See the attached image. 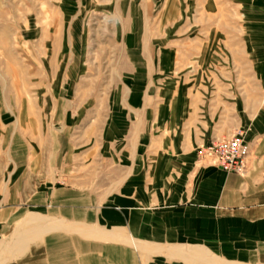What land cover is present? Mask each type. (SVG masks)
I'll return each instance as SVG.
<instances>
[{
    "label": "crops",
    "instance_id": "1",
    "mask_svg": "<svg viewBox=\"0 0 264 264\" xmlns=\"http://www.w3.org/2000/svg\"><path fill=\"white\" fill-rule=\"evenodd\" d=\"M233 1L259 11L246 36L220 37L223 22L211 33L210 15L198 22L210 30L201 47L164 49L158 67L149 58L166 75L155 100L133 58L140 32L125 55L132 78L109 97L75 99L54 84L0 101V264H264V0ZM176 30L164 39L174 44ZM154 36L149 47L162 46ZM237 130L244 175L200 164V148Z\"/></svg>",
    "mask_w": 264,
    "mask_h": 264
},
{
    "label": "rangeland",
    "instance_id": "2",
    "mask_svg": "<svg viewBox=\"0 0 264 264\" xmlns=\"http://www.w3.org/2000/svg\"><path fill=\"white\" fill-rule=\"evenodd\" d=\"M201 1L215 3L218 10L211 13L194 11L193 8L201 7H194L196 0H0L2 106L9 101L37 99L54 84L66 86L68 90L73 88L66 95L75 99L109 97L113 86L120 84L121 78H132V66L125 60V55L130 44L135 39L139 41L135 35L140 32L145 37L141 43L147 44L148 66L144 65L140 41L135 47L139 54L133 58L143 64L141 83L146 87L148 101L155 100L150 91H157L166 75L156 71L155 66L150 67L149 58L158 67L164 49L178 52L201 47L202 40L195 38L203 39L210 30L203 29V23L199 27L198 22H208L209 15L213 27L211 33L214 30L219 33V22L226 24L224 29L220 28L223 33L220 37L223 38H244L247 23L254 22L259 15L257 10L254 13H248L245 9L237 11L233 0ZM258 1L254 0V4ZM241 3L245 6L247 0ZM177 7L184 12L178 14ZM188 7L190 12L187 13ZM178 15L182 17L180 22L184 21L186 25L182 32L176 30L180 23L177 25L176 22V28H172V22ZM145 26L148 28L145 29ZM173 30H176L175 35L179 34L171 44V38L164 39L162 33L171 37ZM154 34V37L164 39L162 46L149 47L150 36ZM218 41L215 42L217 47L221 44ZM164 54L165 63H171L166 51ZM124 63L126 67H123ZM190 64L192 68L197 62ZM182 73L173 76L177 78Z\"/></svg>",
    "mask_w": 264,
    "mask_h": 264
},
{
    "label": "built area",
    "instance_id": "3",
    "mask_svg": "<svg viewBox=\"0 0 264 264\" xmlns=\"http://www.w3.org/2000/svg\"><path fill=\"white\" fill-rule=\"evenodd\" d=\"M198 157L200 164H210L227 173L244 175L250 163L244 132L237 130L228 137L213 139L199 149Z\"/></svg>",
    "mask_w": 264,
    "mask_h": 264
}]
</instances>
